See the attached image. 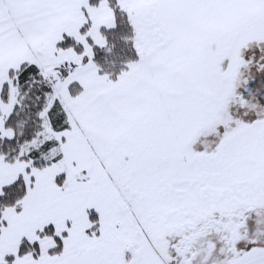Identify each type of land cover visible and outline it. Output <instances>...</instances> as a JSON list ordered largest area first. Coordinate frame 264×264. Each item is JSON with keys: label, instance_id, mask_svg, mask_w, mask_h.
I'll return each instance as SVG.
<instances>
[{"label": "crops", "instance_id": "obj_1", "mask_svg": "<svg viewBox=\"0 0 264 264\" xmlns=\"http://www.w3.org/2000/svg\"><path fill=\"white\" fill-rule=\"evenodd\" d=\"M118 3L136 26L141 57L116 79H109L92 61V46L86 55L73 47H59L65 36L84 49L91 44L87 37L96 45H104L103 30L115 26V13L107 0L96 4L90 0H0V19H6L4 25L0 24V80L24 63H36L44 73L74 64L62 84L54 82L55 89L57 84L62 85L64 92L58 97L70 121L68 129L58 132L61 159L35 168L27 161L0 158V190L20 176L28 183L21 208L8 207L2 213L0 264H65L67 254L96 244L123 243L131 233L138 234L136 225L125 223L128 218L119 216L117 211L120 207L125 210V202L102 162L110 160L114 143L122 138L129 154L146 153L148 147L132 153L127 146L138 134H146L151 124L154 129L149 133L154 135L160 134L165 124H172L173 115H162L163 107L169 96L175 98L176 93L184 92L181 81H186L193 67L205 60H214L215 69L220 70V59L228 61L232 56L228 45L249 37L256 20L264 15V0ZM72 83L81 87L77 95L69 91ZM90 210L99 217V231L94 235L88 233ZM102 221L107 231L101 234ZM48 226L61 239L60 253L51 252L57 246L52 236L40 234ZM23 241L38 242V257L33 253L18 255ZM47 243L48 255L40 259ZM234 264H264V249L243 255Z\"/></svg>", "mask_w": 264, "mask_h": 264}, {"label": "rangeland", "instance_id": "obj_2", "mask_svg": "<svg viewBox=\"0 0 264 264\" xmlns=\"http://www.w3.org/2000/svg\"><path fill=\"white\" fill-rule=\"evenodd\" d=\"M5 20L1 18L0 24ZM93 44L85 45L82 53L86 55ZM228 51L232 56L228 61L220 59V70L215 69L214 60L198 62L180 83L184 92L168 97L164 114H159L173 115L170 126L165 124L154 135L149 133L154 129L151 124L146 134H138L127 146L132 153L148 147L146 153L129 154L122 138L114 143L110 160L102 162L125 202V210L120 207L117 212L128 218L125 223L136 225L138 234L131 233L123 243L96 244L67 254L65 264H180L169 243L182 227L210 212L241 209H251L249 232L258 239L244 256L264 249V15L256 20L249 37L229 44ZM60 71L61 67L45 74L62 84L66 77ZM5 82L11 84L9 76L0 80V93ZM16 92L12 86L7 101L0 96V138L13 136L5 121ZM63 92L57 84L56 95ZM239 93L246 99L245 106L234 104ZM46 127L47 134L59 140L49 122ZM106 227L102 221L101 234ZM48 247L49 243L43 245L40 259L48 255ZM216 253L211 264H232L230 255L222 261Z\"/></svg>", "mask_w": 264, "mask_h": 264}, {"label": "trees", "instance_id": "obj_3", "mask_svg": "<svg viewBox=\"0 0 264 264\" xmlns=\"http://www.w3.org/2000/svg\"><path fill=\"white\" fill-rule=\"evenodd\" d=\"M99 1L90 0V3L96 4ZM107 1L115 13V26L103 30L106 39L104 45L93 44L92 61L100 74L109 79H116L126 71L131 62L139 60L141 56L136 45L137 31L131 15L120 7L118 0ZM87 29L88 24L82 31L85 33ZM87 39L92 43L90 37ZM59 47H73L79 53L84 50L83 45L70 36H65ZM66 66L69 67H61L62 76H66L74 64ZM8 76L11 84L5 82L2 85L0 96L3 101H7L11 87L14 86L17 91L12 111L5 121V127L13 131V136L0 138V158L8 162L27 161L35 168H43L59 161L62 157L60 140L47 134L46 123L49 122L53 130L60 132L70 127V121L63 102L56 95L54 81L33 62L24 63L19 68L10 70ZM69 91L72 95H77L81 87L72 83ZM27 190L28 183L23 176L0 190V222L6 208H21V201ZM89 218L91 225L88 233L98 234V213L90 210ZM40 234L52 236L56 240L57 246L51 250L52 253L62 252L61 239L55 234L52 226L46 227ZM27 253H33L38 257L40 253L38 242L23 241L18 255ZM12 259L11 256L8 258L9 261Z\"/></svg>", "mask_w": 264, "mask_h": 264}, {"label": "flooded vegetation", "instance_id": "obj_4", "mask_svg": "<svg viewBox=\"0 0 264 264\" xmlns=\"http://www.w3.org/2000/svg\"><path fill=\"white\" fill-rule=\"evenodd\" d=\"M236 96L234 104L239 102L245 106L246 99L240 93ZM250 212L251 209L210 212L197 223L182 227L169 243L175 261L180 264H211L210 259L217 252L218 259L223 261V256L230 255L228 263H236L249 250L250 245L252 247L258 241L249 232L253 225Z\"/></svg>", "mask_w": 264, "mask_h": 264}]
</instances>
